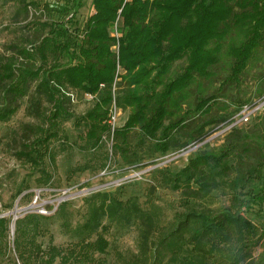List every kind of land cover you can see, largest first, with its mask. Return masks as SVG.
<instances>
[{
	"label": "trees",
	"instance_id": "trees-1",
	"mask_svg": "<svg viewBox=\"0 0 264 264\" xmlns=\"http://www.w3.org/2000/svg\"><path fill=\"white\" fill-rule=\"evenodd\" d=\"M70 3L62 8L68 19L44 24L50 28L47 35L28 46L13 47L9 55L0 54V123L7 121L17 111L19 100L29 94L36 105L44 101L51 105L48 127L40 126L38 137L22 151L33 163L39 162L38 146L57 135L58 119L68 113V92L76 96L78 90L84 95L100 92L85 115V138L96 147L106 137L118 61L123 69L117 103L129 112L125 124L116 130L114 147L126 161L137 156L130 145L134 130L144 141H155V149L162 154L180 144L176 132L190 127V121L196 122V133L191 135L203 138L208 126L233 115L235 110L220 119L210 117L228 88L240 83L264 42V0H92L93 11L80 34H75L68 22L85 6V0ZM117 20L119 58L111 33ZM229 37L233 40L225 52ZM225 54L232 60L231 72L215 92L205 93L202 80L216 76L215 67ZM178 62L184 64L171 77ZM102 83L104 89H100ZM256 94H264V77ZM249 102L252 100L240 103L237 109ZM258 117L250 129H232L219 148L200 151L171 175L173 189L187 197L205 199L222 185L232 195L229 205L192 208L179 215L176 225L162 238L170 240L172 250L178 249L173 250L168 264H264V231L245 214L254 204L264 203V183L248 199L243 197L248 183L261 178L264 167V112ZM87 203V219L76 229L82 245L106 249L99 233L106 228L105 221L139 223L143 246L157 232L154 217L141 209L137 197L123 201L110 192H96ZM42 218L31 213L16 221L15 245L22 264H54L61 255L56 245L45 255L36 241ZM9 224L8 218H0V234ZM93 234L97 239L90 241ZM21 235L29 237V242L24 244ZM191 243V254L181 256L180 246ZM257 248L261 251L255 255ZM217 252L219 256L214 257Z\"/></svg>",
	"mask_w": 264,
	"mask_h": 264
},
{
	"label": "rangeland",
	"instance_id": "rangeland-1",
	"mask_svg": "<svg viewBox=\"0 0 264 264\" xmlns=\"http://www.w3.org/2000/svg\"><path fill=\"white\" fill-rule=\"evenodd\" d=\"M70 2L71 0H0V54L9 55L13 53V47L28 46L47 35L50 28L44 24L68 19L69 16L62 8L71 4ZM92 11V0H85V6L68 22L75 34L82 32ZM118 32L120 36V26L114 23L111 33L116 38L117 46L113 50L119 55ZM232 40L231 37L226 40L225 52ZM231 61L225 54L215 67L216 76L202 80L205 93L215 92L223 85V79L231 72ZM183 64L184 62L175 64L170 76L180 72ZM116 75L117 71L115 78ZM263 77L264 42L250 61L240 83L228 88L227 94L214 106L210 117L220 119L221 115L232 110L235 111L231 117L237 115L242 108L237 109L240 103L248 100L253 102L259 98L256 94L257 87ZM76 94L75 100L71 99L67 104L68 113L58 119L57 135L38 146V163L23 156L22 151L38 137L40 126L48 127L47 117L51 105L45 101L36 105L29 94L19 100L17 111L7 121L0 123V218L10 220L8 230L0 234V264H22L15 245L18 237L16 221L35 213L26 207L38 195L45 201L62 200L54 213L43 215L42 231L36 238L42 244L45 255L51 245L61 249V255L56 257L54 264H168L173 250L178 249L175 246L172 250L168 244L170 240L162 241V238L173 229L181 213L192 208L218 209L230 204L232 193L224 185L200 200L184 196L181 190L173 189L170 183L171 175L184 167L189 158L203 150H216L224 143L227 134L222 133L230 123L229 119L208 126L206 129L209 132L201 139L191 135L196 133V122L190 121V127L176 132L180 144L173 146L165 154L155 149V141H144L141 134L134 130L130 145L137 156L129 162L115 149V135L112 146L110 132L106 137L103 136L96 147L86 142L88 125L85 115L97 99L88 101L79 90ZM96 94L98 96L100 92ZM184 106L187 108L188 104ZM109 113L110 109L108 116ZM127 113L122 111L120 121L124 124L128 118ZM260 118L257 116L238 128L250 129ZM106 122L108 123V119ZM263 183L264 167L261 178L248 183L243 197L248 199ZM66 188L69 189L67 194L59 193ZM96 192H110L123 201L130 197L138 198L141 209L149 212L157 224V232L146 246L141 241L139 223L127 221L104 222L106 228L99 230L106 241L104 251L82 245L76 229L86 221L89 212L87 200ZM245 214L264 231V203L254 204ZM96 239L97 234H93L90 241ZM29 240L26 235L22 236L24 244ZM158 246L159 250L156 251ZM192 246L191 243L178 247L181 249V256L188 257ZM260 251L257 248L254 254L258 255ZM219 254L217 252L214 257ZM209 257L212 258L213 255Z\"/></svg>",
	"mask_w": 264,
	"mask_h": 264
},
{
	"label": "built area",
	"instance_id": "built-area-1",
	"mask_svg": "<svg viewBox=\"0 0 264 264\" xmlns=\"http://www.w3.org/2000/svg\"><path fill=\"white\" fill-rule=\"evenodd\" d=\"M115 25L116 26L118 25V20L115 22ZM117 35L119 36V32L117 33ZM116 46L117 45H115L114 47H116ZM117 56L119 58L118 53H117ZM122 69L123 68L121 67L120 62L118 61L117 75H116L115 81H114L113 86H112L113 101H112V105L110 107V113H109V117H108V124L110 127V133L112 136V139H111L112 146H113L114 135H115L116 130L118 129V127H120L122 124H124L120 121L123 110L118 105L117 98H116L117 97L116 96V89L118 86V81L121 80L120 73H122ZM104 86H105V84L102 83L100 85V89H103ZM67 94L71 97V99L75 100V98H76L75 93L68 92ZM96 97H97L96 93H86L85 94V98L88 101H93L94 99H96ZM263 112H264V94L261 97H259L258 99H256L255 101L244 104L242 106L240 112L237 115H235L234 117H230L228 120L230 123L225 127L222 134L226 135L232 129L237 128L239 125L251 122L252 119L261 115ZM68 192H69V189L66 188L62 192H59V193H62L63 195H65ZM61 201L60 200L59 201L58 200L45 201L41 198L40 195H38L35 197L33 202L28 207H26V209H32L33 212L41 214V215H50L58 209V206H59Z\"/></svg>",
	"mask_w": 264,
	"mask_h": 264
}]
</instances>
